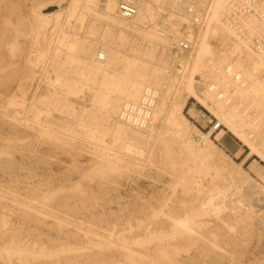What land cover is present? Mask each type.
Wrapping results in <instances>:
<instances>
[{
    "label": "rangeland",
    "instance_id": "1",
    "mask_svg": "<svg viewBox=\"0 0 264 264\" xmlns=\"http://www.w3.org/2000/svg\"><path fill=\"white\" fill-rule=\"evenodd\" d=\"M109 1L113 16L101 0H0V264H264V119L260 131L229 121L211 132L219 121L200 74L238 57L241 32L223 46L219 28L230 27L207 22L193 54L179 55L193 31L185 0H153L142 21L117 19ZM184 59L193 73L181 93ZM139 77L159 92L149 126L120 116L118 86ZM189 93L181 133L169 115ZM137 128L144 140L131 136ZM206 146L212 156L197 160Z\"/></svg>",
    "mask_w": 264,
    "mask_h": 264
},
{
    "label": "bare ground",
    "instance_id": "2",
    "mask_svg": "<svg viewBox=\"0 0 264 264\" xmlns=\"http://www.w3.org/2000/svg\"><path fill=\"white\" fill-rule=\"evenodd\" d=\"M72 1H77V0H72ZM87 1L91 3L95 0H87ZM152 1L153 0H135L137 13L134 17L130 18L129 20L136 18L142 21L143 19H145L149 14ZM166 1L169 2L170 7L172 8H179L181 6V3H178L177 0H166ZM166 1L164 0V2ZM207 1L208 4L206 6L204 5L203 8L201 9L197 8L196 2L194 0H185L183 4L182 9H183V16L185 17V19L186 18L188 19L189 16L188 9H190L191 15H195L201 18V21L200 23H198L197 26H195L194 24H193L194 26H192L190 20L191 18L189 17L188 25L190 30H192L193 28V31L191 34L186 35V37L182 39L177 45L178 47L182 41L188 42L190 44V50L187 53H191V55L193 54V50L196 45V35L203 29V27H205V24L207 22L214 23L219 27L221 26L225 27V23L221 18H223L222 12L224 11V6L226 5L227 0H207ZM100 5L102 6L101 10L103 12V15L105 16L112 15L114 11L113 3H111L109 0H101ZM117 8H118V0H116L115 3V17L119 20H122L118 17ZM59 11L60 9L50 12L48 14L49 15L58 14ZM251 18L254 20V18L250 15L243 16L240 19L241 27L238 28L241 31V39L239 37L237 38L235 37L239 44L234 48L235 53L237 52L238 57L237 56L232 57L231 60L228 62V65H227V61L225 60L223 61L222 59L220 60L219 57L218 60L216 61L213 60L211 65L203 66V70L200 73L201 76L207 77L209 80H211L207 88L203 89V98L208 102V104L214 110L215 116H217L219 124L220 123L223 124V126L226 127L227 129H228L227 126L230 125V123L235 127H237L240 121H242V123L255 122L253 124L254 131L256 130L260 131L261 124L259 122L262 119H264V83L261 81L264 80V65H263L264 61L263 59L259 58L255 53L250 51L248 47V41L251 40H247V38H245L246 35L245 36L243 35V31H247L248 35L250 33V27H251L250 21H253ZM122 21H128V20H122ZM215 28L217 30L218 27ZM256 28L259 32H261L260 31L261 29L258 27L257 22H256ZM219 29L222 31V33L225 36V37H221L219 42L223 46H226L225 38H227L228 35L235 36L236 33L234 30L237 29L228 28L227 31H225V29H221V28ZM176 34L177 33L173 29L169 31V35L174 36ZM242 36L244 38H242ZM202 52H203L202 49L199 47L197 52L198 56L202 55L203 54ZM250 52L252 55L250 54ZM104 53L105 54L100 53V55L99 54L97 55L96 62L101 63V61L103 60L104 61L108 60V53L106 51H104ZM104 55H105V59H104ZM178 66L180 68L179 70L177 69L176 71L174 70L175 71L174 74L177 76L178 79L177 84H179L177 90H179V92L182 93L183 89L188 85V82L190 80V75H192L193 72L188 69L186 59L181 61L180 65ZM140 78L141 77L135 80L129 79L125 81L123 84H120V86H118L120 91L123 93L124 97L127 99L126 100L127 104L125 106L126 109H124L123 114H120V116L123 117L126 121L127 119H129L135 125H141V122L143 121V124L149 126L152 123L151 120L152 119L151 115L153 111L152 105L155 103L154 100L158 98L159 92H157L158 91L157 89L152 87L151 88L143 87L142 80ZM202 79L203 78H201V80ZM201 80L198 83H201ZM153 82L156 83L155 79L153 80ZM228 87H232V93H229L230 96H228ZM142 89H143V93L140 96L139 101H136ZM189 89L192 90L191 87H189ZM189 95H192V93H189L188 96H184V100L182 101L177 100L175 103H173V106L171 108L172 114L169 115V120L172 123V126H174L175 129H177L178 132L180 131L181 133H183L184 131L183 129H186L184 128V126L187 123V121L186 119L180 118V111L185 106L186 100L189 98ZM130 105H134L135 107ZM142 105H144L145 107L144 108L141 107ZM142 111L144 112L143 116L140 115V112ZM212 129L210 130L211 132L213 131ZM221 131L216 135L217 138L221 136ZM130 133L131 136L136 140H144L146 138L145 133L139 128L135 130L132 129ZM203 138L207 140L206 144L210 143L208 136H205ZM197 154H198L197 160L200 159V157H205L207 155L210 157L212 156V153L209 151L207 146L204 147L201 151H198ZM134 161H138V160H134ZM193 164L194 167L197 168L200 172L209 175V177L207 178L208 180L217 177L218 173L216 172L209 173L208 168L203 167L201 165V162L199 163L194 162ZM231 182H232L231 192L234 193L233 188L234 190H236L235 188L236 183L235 182L233 183L232 179ZM207 201L211 202V198H208ZM206 212H207L206 208L203 207V209L197 213L198 215L203 216ZM178 225H180V227L184 228L186 231L189 230L185 222H177V223L174 222L172 227L174 229H177Z\"/></svg>",
    "mask_w": 264,
    "mask_h": 264
},
{
    "label": "built area",
    "instance_id": "3",
    "mask_svg": "<svg viewBox=\"0 0 264 264\" xmlns=\"http://www.w3.org/2000/svg\"><path fill=\"white\" fill-rule=\"evenodd\" d=\"M136 13L137 8L135 0H118L117 14L120 19L129 20L134 17ZM188 13L191 18V25L197 26L201 18L191 15L190 9H188ZM246 15H250L256 20L258 27L261 29V34L260 36L255 35L251 37L248 35L247 31H243V35H246L245 38H247V40H251L249 41V49L264 61V0H232L227 12L224 14L223 21L226 26L240 31V19ZM242 38L244 37L242 36ZM189 50L190 44L186 41H182L176 49L179 54L187 53ZM229 93H232V87H228V96H230ZM220 127V124L217 122L212 127V130L215 131Z\"/></svg>",
    "mask_w": 264,
    "mask_h": 264
},
{
    "label": "water",
    "instance_id": "4",
    "mask_svg": "<svg viewBox=\"0 0 264 264\" xmlns=\"http://www.w3.org/2000/svg\"><path fill=\"white\" fill-rule=\"evenodd\" d=\"M57 9V7H51L49 10H48V12L49 11H52V10H56Z\"/></svg>",
    "mask_w": 264,
    "mask_h": 264
}]
</instances>
